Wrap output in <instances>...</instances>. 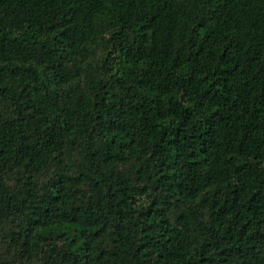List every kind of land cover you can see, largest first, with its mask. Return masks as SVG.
<instances>
[{"label":"trees","instance_id":"trees-1","mask_svg":"<svg viewBox=\"0 0 264 264\" xmlns=\"http://www.w3.org/2000/svg\"><path fill=\"white\" fill-rule=\"evenodd\" d=\"M0 264H264V0H0Z\"/></svg>","mask_w":264,"mask_h":264}]
</instances>
